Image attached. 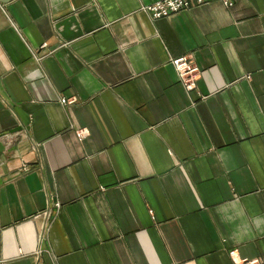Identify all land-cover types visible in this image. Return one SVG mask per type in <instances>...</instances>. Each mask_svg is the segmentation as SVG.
Listing matches in <instances>:
<instances>
[{"label": "crops", "instance_id": "1", "mask_svg": "<svg viewBox=\"0 0 264 264\" xmlns=\"http://www.w3.org/2000/svg\"><path fill=\"white\" fill-rule=\"evenodd\" d=\"M156 1L0 0V264L264 260V0Z\"/></svg>", "mask_w": 264, "mask_h": 264}, {"label": "built area", "instance_id": "2", "mask_svg": "<svg viewBox=\"0 0 264 264\" xmlns=\"http://www.w3.org/2000/svg\"><path fill=\"white\" fill-rule=\"evenodd\" d=\"M220 2L227 7H232L235 0H157L152 5L144 8V11L154 19L168 18L172 15L189 11L196 7H202L211 2ZM172 64L177 72L180 83L188 92H193L197 89L200 78V69L195 64L191 56H184L172 61ZM77 102L76 98L63 99L62 104L72 105ZM79 139H83L88 135V131H79L77 133ZM235 264H264V260L257 259H242L235 253L231 254Z\"/></svg>", "mask_w": 264, "mask_h": 264}, {"label": "rangeland", "instance_id": "3", "mask_svg": "<svg viewBox=\"0 0 264 264\" xmlns=\"http://www.w3.org/2000/svg\"><path fill=\"white\" fill-rule=\"evenodd\" d=\"M61 103H62V101H61ZM64 105V104H63Z\"/></svg>", "mask_w": 264, "mask_h": 264}]
</instances>
